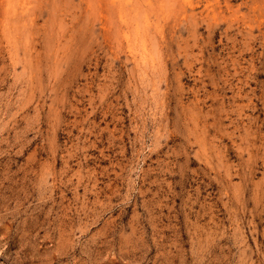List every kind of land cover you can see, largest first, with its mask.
<instances>
[{"label": "rangeland", "instance_id": "obj_1", "mask_svg": "<svg viewBox=\"0 0 264 264\" xmlns=\"http://www.w3.org/2000/svg\"><path fill=\"white\" fill-rule=\"evenodd\" d=\"M0 264H264V0H0Z\"/></svg>", "mask_w": 264, "mask_h": 264}]
</instances>
